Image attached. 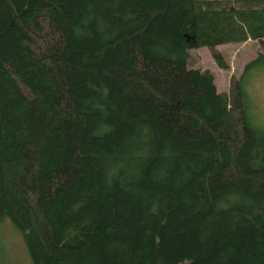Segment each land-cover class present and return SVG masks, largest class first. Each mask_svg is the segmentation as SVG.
<instances>
[{
	"label": "trees",
	"instance_id": "obj_1",
	"mask_svg": "<svg viewBox=\"0 0 264 264\" xmlns=\"http://www.w3.org/2000/svg\"><path fill=\"white\" fill-rule=\"evenodd\" d=\"M248 39L264 0H0V222L33 264H264V131L188 66Z\"/></svg>",
	"mask_w": 264,
	"mask_h": 264
},
{
	"label": "rangeland",
	"instance_id": "obj_2",
	"mask_svg": "<svg viewBox=\"0 0 264 264\" xmlns=\"http://www.w3.org/2000/svg\"><path fill=\"white\" fill-rule=\"evenodd\" d=\"M229 68H220L208 47L190 49L188 66L210 71L219 92H228L232 79H241L246 115L256 130L264 131V55L257 40L219 45ZM0 264H33L23 234L10 218L0 222Z\"/></svg>",
	"mask_w": 264,
	"mask_h": 264
}]
</instances>
